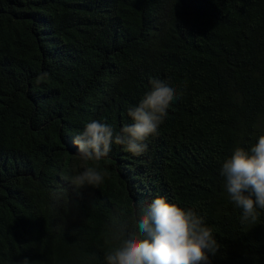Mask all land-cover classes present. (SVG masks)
Listing matches in <instances>:
<instances>
[{
  "label": "trees",
  "instance_id": "16d2710c",
  "mask_svg": "<svg viewBox=\"0 0 264 264\" xmlns=\"http://www.w3.org/2000/svg\"><path fill=\"white\" fill-rule=\"evenodd\" d=\"M153 78L179 95L147 152L113 144L74 186L73 137L131 124ZM260 136L264 0H0V264H106L109 225L158 196L212 228L208 264H264V210L242 223L220 175Z\"/></svg>",
  "mask_w": 264,
  "mask_h": 264
},
{
  "label": "clouds",
  "instance_id": "9594fccd",
  "mask_svg": "<svg viewBox=\"0 0 264 264\" xmlns=\"http://www.w3.org/2000/svg\"><path fill=\"white\" fill-rule=\"evenodd\" d=\"M45 76L47 73L39 76L37 84ZM150 85L138 105L128 109L131 124L116 132L111 125L92 120L73 137L77 155L84 162L83 170L71 178L74 186L99 187L103 183L104 174L98 166H87V162L107 157L113 144L124 146L135 156L147 152L146 141L158 134L179 95L170 82L153 78ZM220 175L231 202L242 209L241 222L255 223L257 209L264 210V136L250 149L235 148L223 162ZM109 233L115 243L105 255L106 264H208L207 253L214 255L219 248L203 217L163 196L140 206L131 218H115Z\"/></svg>",
  "mask_w": 264,
  "mask_h": 264
}]
</instances>
